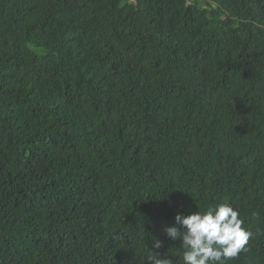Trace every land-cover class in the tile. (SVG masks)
Masks as SVG:
<instances>
[{"label": "trees", "instance_id": "1", "mask_svg": "<svg viewBox=\"0 0 264 264\" xmlns=\"http://www.w3.org/2000/svg\"><path fill=\"white\" fill-rule=\"evenodd\" d=\"M221 203L264 264V0H0V264H183Z\"/></svg>", "mask_w": 264, "mask_h": 264}, {"label": "clouds", "instance_id": "2", "mask_svg": "<svg viewBox=\"0 0 264 264\" xmlns=\"http://www.w3.org/2000/svg\"><path fill=\"white\" fill-rule=\"evenodd\" d=\"M176 225L165 226L164 232L173 240L182 239L183 264H226L245 249L251 233L243 227L238 210L227 203L210 206L206 211L189 215L178 213ZM163 241L154 239L153 248L160 249ZM148 264H172L161 258L158 251H149Z\"/></svg>", "mask_w": 264, "mask_h": 264}]
</instances>
